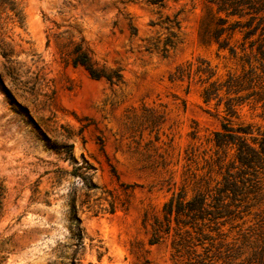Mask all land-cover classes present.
I'll return each mask as SVG.
<instances>
[{
    "label": "rangeland",
    "instance_id": "obj_1",
    "mask_svg": "<svg viewBox=\"0 0 264 264\" xmlns=\"http://www.w3.org/2000/svg\"><path fill=\"white\" fill-rule=\"evenodd\" d=\"M164 2L0 0V264H185L169 238L149 244L151 222L173 191L192 195L221 179L214 131L226 118L264 128V104L246 100L230 115L227 97L205 102L197 77L190 88L170 80L197 56L221 78L242 63L198 36L215 3ZM176 13L180 42L165 57L166 24L152 21ZM80 42L121 80L92 78L74 64ZM63 145H72V158ZM238 209L247 221L240 233L264 228V192Z\"/></svg>",
    "mask_w": 264,
    "mask_h": 264
},
{
    "label": "trees",
    "instance_id": "obj_2",
    "mask_svg": "<svg viewBox=\"0 0 264 264\" xmlns=\"http://www.w3.org/2000/svg\"><path fill=\"white\" fill-rule=\"evenodd\" d=\"M147 1L158 7L165 6L164 0ZM209 1L217 5V12H206L198 36L202 43H215L219 50L227 49L239 57L242 70L221 78L210 60L197 56L176 65L169 73L170 80L186 81L190 88L197 77L203 86L205 102L216 99L220 105L227 97L225 110L230 115L246 100L264 104V0ZM158 23L166 24L168 30L160 47L166 57L170 48L180 42L181 20L176 13L159 22L152 21V24ZM130 30L131 34H137L133 23ZM238 33L241 41L235 38ZM73 53L74 64L84 66L92 78H105L110 83L121 80L118 70L108 71L97 66L82 42L75 45ZM213 140L217 147L214 163L221 169V179L214 185L207 180L205 188L194 190L192 195L185 188L173 191L164 202L161 214L155 215L151 222L148 242L153 245L169 238L173 257L185 264H264V228L249 226L240 233L247 221L240 214L244 209H238L251 194L256 199L264 192L259 177L260 171L264 172V128L251 123L234 124L226 118L221 128L214 131ZM62 148L68 157H73L72 145ZM230 151H233L231 155ZM6 195L7 186L0 178V212ZM237 219L242 222L234 224ZM227 223L230 229L225 231ZM236 227L239 233L229 239L228 233ZM79 260L80 257H75L71 264H80Z\"/></svg>",
    "mask_w": 264,
    "mask_h": 264
}]
</instances>
